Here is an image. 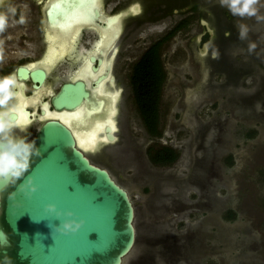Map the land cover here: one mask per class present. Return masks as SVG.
Wrapping results in <instances>:
<instances>
[{"label":"rangeland","instance_id":"374dc122","mask_svg":"<svg viewBox=\"0 0 264 264\" xmlns=\"http://www.w3.org/2000/svg\"><path fill=\"white\" fill-rule=\"evenodd\" d=\"M205 1L231 36L214 42V59L213 50L198 53L201 43L190 47L197 31L177 34V42L163 49L164 135L155 142L145 140L139 127L131 130L147 171L125 168L117 158L111 163L136 205L137 242L126 264H264V0L256 5L257 16H245L252 29L247 26L244 39L242 24L225 16L219 0ZM4 6L17 23L14 6ZM131 63L124 61L126 81ZM127 90L123 104L131 118L136 106L132 88ZM151 144L176 148L177 160L153 164L146 151Z\"/></svg>","mask_w":264,"mask_h":264},{"label":"flooded vegetation","instance_id":"af4514ba","mask_svg":"<svg viewBox=\"0 0 264 264\" xmlns=\"http://www.w3.org/2000/svg\"><path fill=\"white\" fill-rule=\"evenodd\" d=\"M85 1H78L76 5L75 0H4L0 2V13H4L8 17L7 27L3 32H0V77L8 75L16 77V84L13 86L16 94L9 101L7 107L14 106L13 104H16L17 100L16 96H20V100L23 99L24 102L21 105H26L16 109L14 113L17 117L13 120H20L23 110L26 121L29 122L24 127H18V124H16L13 128V135L33 141L42 121L47 118L45 117L47 112H74L81 105L84 107L89 106L91 107L88 108L89 110L94 109L97 113H101L103 108L109 109L110 102L115 99L113 95L108 92L103 94L96 92L100 88L101 82L105 81L106 90L114 92L116 95L118 93V100L115 105L118 112L114 116L117 121V129H113L109 119H106L105 124H107L106 122L109 124L104 127L103 132L108 139V143L97 149V155L92 152L93 150L86 152L81 149L94 163H96L95 158H100L101 161L105 160L104 166L113 175L114 170L111 163L116 158L124 160L125 168L137 165L138 171H147L148 167L143 157L142 145L137 140L139 137L132 136L131 130L134 126H137L145 131L143 133L145 140L152 139L155 142L160 141L164 134L156 137L147 130L136 103V111L131 118L125 110L123 98L128 91V87L133 90L131 77L136 62L148 48L160 42H162L160 49L163 60V49L167 46H173L177 42L176 36L179 32L189 31H197L196 37L192 38L189 43L190 47H193V44L197 46L201 43V46H198V53L203 55L204 50L206 51L205 54L213 50L210 52V56L213 58L214 49L212 45L214 42L221 41L222 38L225 39L231 36V30L229 28H219L213 12L208 8L211 3L208 4L205 0H101V8L94 7L95 20L93 23L77 26L76 29L66 32L68 34H65L61 39L58 36L56 37L55 33L61 31V27L55 21L51 22L48 15L50 8L58 2H72V4H67L68 7H66V11L70 13L76 7L85 5ZM5 3L11 5L10 9L14 6L17 23L11 22V10L4 6ZM202 4H206V6H201ZM224 14L233 22L236 21L242 24L244 28L248 26V31H251V23L245 20L246 17L234 16L227 9ZM118 16L120 18L115 23L111 46L104 53L103 48L107 41L103 37V31L109 25V22ZM21 20L23 23H21ZM223 30L225 35H223ZM87 31L92 34L90 38ZM56 46L59 48L58 51L51 53L50 49ZM96 50L98 51L96 52ZM50 55L49 61L44 62L45 58ZM124 61L132 62L129 81H126V75L123 73ZM87 62L90 64L91 73L96 74L91 81L85 77H76L79 70ZM21 68L26 69V76L19 73ZM36 69H43L46 72V78L42 82H36L32 78L31 72ZM98 72L99 74H97ZM167 79L168 74L164 89ZM76 80L85 82L91 94L90 101L84 98L83 102L74 109H56L52 104V97L60 91L64 83ZM99 99L103 101H99ZM0 110L3 109L0 108ZM100 117L105 118L106 114L101 113ZM92 119L95 120L96 118ZM107 127H110V132L115 135V138L117 137L116 140L113 141L107 136ZM32 129L34 133H32ZM151 146L157 148L160 145L151 144L148 146L146 151L150 160L148 149ZM108 147L110 148L107 149ZM151 162L155 164L152 160ZM165 165L170 164L162 166ZM178 166L179 163L176 164L174 169ZM147 226L146 224L140 226L143 233H147L145 230ZM147 237L151 238V236ZM149 242L148 240L145 243L141 242L142 246L138 251L141 253V250L150 244Z\"/></svg>","mask_w":264,"mask_h":264},{"label":"water","instance_id":"95a60500","mask_svg":"<svg viewBox=\"0 0 264 264\" xmlns=\"http://www.w3.org/2000/svg\"><path fill=\"white\" fill-rule=\"evenodd\" d=\"M78 1L84 2L75 0V5ZM67 4L72 2L50 8L51 22L66 17ZM19 73L26 76V69ZM31 75L36 82L46 78L43 69ZM90 96L84 81L66 82L52 97V104L58 110L74 109L84 98L90 101ZM107 130L114 141L110 127ZM32 142L38 155L30 159L21 182L32 177L37 191L26 196L18 184L0 178V264L5 255L13 264H126L138 233L129 189L108 168L94 163L77 145L72 127L58 118L43 120ZM48 203L70 209L75 216L57 219L45 210ZM72 218L85 221L76 233L51 232L48 227Z\"/></svg>","mask_w":264,"mask_h":264},{"label":"clouds","instance_id":"9594fccd","mask_svg":"<svg viewBox=\"0 0 264 264\" xmlns=\"http://www.w3.org/2000/svg\"><path fill=\"white\" fill-rule=\"evenodd\" d=\"M221 7H226L234 16L253 17L257 16V7L259 0H219ZM260 19V17H258ZM21 23L23 21L21 20ZM8 25V17L4 13H0V32H3ZM247 35V29L241 26L239 38L244 39ZM213 58H218L217 54H213ZM16 84V77L8 75L0 77V178L10 180L13 185L18 184V190L26 196H31L37 191L38 186L33 182L32 177H25L29 166L30 159L38 155L35 144L23 137L13 135V128L18 123L14 121L12 113L16 108L7 107L9 101L16 94L13 86ZM45 210L55 215L57 219L61 217H74L72 210L58 209L55 203L45 205ZM85 221L81 219H63L59 224H48L51 232L59 233H76ZM3 264H13L12 258L5 255Z\"/></svg>","mask_w":264,"mask_h":264},{"label":"bare ground","instance_id":"6f19581e","mask_svg":"<svg viewBox=\"0 0 264 264\" xmlns=\"http://www.w3.org/2000/svg\"><path fill=\"white\" fill-rule=\"evenodd\" d=\"M85 2H86L85 5H80V6L76 7L72 12L68 13L66 15V17L62 19V21H60L58 23L59 26L61 27V31L54 30V31H56V33H55L56 37L58 36L61 39V38H63V36L65 34H68L66 32H69L70 30L76 29L77 26H80L83 24H91L94 22V20H95L94 7H97V6L100 7L101 0H86ZM96 15H98V14H96ZM98 17H101V16L98 15ZM102 17H104V16H102ZM119 18H120V16L115 18L113 21H110L109 25L103 31V33H104L103 37H105V39L107 41L105 44V47L104 48L102 47L104 49V53H106V50H109L107 48H110V46H111V43H112L111 40L113 38L112 34H113V31L115 32V23H116V20H119ZM68 36H70V35H68ZM70 37L72 38V36H70ZM61 44H63V43H61ZM58 49L59 48L56 46L53 49L51 48L50 52L51 53L57 52ZM97 51L98 50H96V52ZM50 57H51V55L46 57L44 62H48ZM91 71H90V64H88V62H87V64L84 65L83 68H81L79 70L76 77H85L86 79L91 81L94 78V76H96V74L91 73ZM97 74H99V72ZM105 85H106L105 81H102L101 84L99 85L100 88H98L96 92H98L99 94H103L105 92H108V93L112 94L113 97L115 98V99H113V101H111V102L109 101L111 104L109 109L103 108L101 113L106 114L105 118H101L100 117L101 113L95 112L94 109L89 110L88 108H91V107H89L88 105H87L88 107H84L83 105H81L80 106L81 108L79 107L78 110H76L74 112H67V111H64L61 113L47 112L46 116H45V117H49V118L50 117L58 118V119L62 120L64 123H66L68 126L72 127V130H73L75 137H76V140H77V144L79 145L80 148H82L86 152H89L92 150L93 151L97 150V149H99V147L101 145L108 143V139H107V137H105L104 132H103L104 127L106 125H108L110 123V125L112 126L113 129H115V130L117 129V121H116V118H114V116L118 112V108L115 106L116 102L118 100V97H117L118 93L116 95V93L106 90L107 88L105 87ZM16 99H17L16 104H13L16 109H20V107L22 108L23 106L26 105V104L21 105V103L23 102L22 101L23 99L20 100V96H16ZM10 107H13V106H9V108ZM21 116H22V117H20L21 119L18 120V123H17L18 127H24L29 123L28 121L25 120L23 110H22ZM92 118H96V119L94 120ZM106 119H109V123L106 122L107 124H105ZM86 125H87V127H85ZM102 132H103V134H102ZM90 139H94L95 142L90 144L89 143ZM116 139H117V137L115 138V140ZM87 154H89V153H87Z\"/></svg>","mask_w":264,"mask_h":264},{"label":"trees","instance_id":"16d2710c","mask_svg":"<svg viewBox=\"0 0 264 264\" xmlns=\"http://www.w3.org/2000/svg\"><path fill=\"white\" fill-rule=\"evenodd\" d=\"M161 43L148 48L136 62L131 77L133 96L147 130L153 136L163 134L161 104L167 73L161 58ZM151 160L158 165L171 164L177 160L179 151L169 145L149 149Z\"/></svg>","mask_w":264,"mask_h":264},{"label":"snow or ice","instance_id":"6c2138e0","mask_svg":"<svg viewBox=\"0 0 264 264\" xmlns=\"http://www.w3.org/2000/svg\"><path fill=\"white\" fill-rule=\"evenodd\" d=\"M95 141H94V139H90V141H89V143L90 144H92V143H94ZM83 146V145H82Z\"/></svg>","mask_w":264,"mask_h":264}]
</instances>
